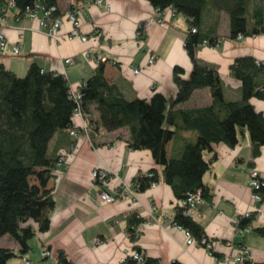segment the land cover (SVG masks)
Here are the masks:
<instances>
[{
  "label": "crops",
  "instance_id": "obj_1",
  "mask_svg": "<svg viewBox=\"0 0 264 264\" xmlns=\"http://www.w3.org/2000/svg\"><path fill=\"white\" fill-rule=\"evenodd\" d=\"M106 1L107 5H96L83 0L78 6L76 27L64 14L71 0H59L61 26L57 39L41 26V13L30 17L9 4L4 28L7 43L0 51V63L20 76L37 63L43 70L64 74L73 88L84 83L103 63L108 80L117 83L129 98L150 99L156 92L174 97L178 91L174 68L182 67L186 76L193 69L185 48L186 16L178 13L167 17L164 25L154 22L147 26L150 18L158 16L149 0ZM219 5H214L212 14L205 18L206 25L218 26V42L213 46L200 45L197 56L218 68L226 97L239 99L242 82L231 75L230 65L244 56L264 62V32L231 37L229 13ZM256 5L260 3L256 1ZM17 45L18 53L14 50ZM150 55L156 57L152 64L148 63ZM68 58L73 62L67 63ZM136 68L140 69L138 73ZM250 101L264 114V98L252 97ZM211 102V91L205 87L195 90L180 106L194 108ZM93 118H97V113H93ZM76 123L81 127L88 121L77 119ZM128 133L127 127L107 131L98 126L78 138L69 131L53 136L51 151L66 154L69 162L50 181L56 201L51 228L33 237L26 253L14 240L8 247L18 255L10 264H27V259L30 264H56L58 249H64L77 264H121L127 254L136 251L127 232L126 216L133 211L148 219L141 224L136 245L158 264H237L236 257L243 246L249 249L253 263L264 264V233L257 230L264 228V192L257 204L250 187L254 168L264 176V146L254 156L250 134L245 130L236 145L220 142L205 151L207 159L216 155L204 176L212 196L199 203L193 217L204 225L211 240V245L205 246L189 242L188 231L173 223L180 200L162 177L146 191L128 190H135L133 179L139 173L152 168L162 170L151 150L128 146ZM194 138L193 132L179 133L168 144L169 155L180 150L187 139ZM95 169L107 173V182L93 176ZM103 191L114 195L115 201L104 203L100 198ZM248 212L254 213L252 221L237 230L238 222ZM46 249L49 256L43 254Z\"/></svg>",
  "mask_w": 264,
  "mask_h": 264
},
{
  "label": "trees",
  "instance_id": "obj_2",
  "mask_svg": "<svg viewBox=\"0 0 264 264\" xmlns=\"http://www.w3.org/2000/svg\"><path fill=\"white\" fill-rule=\"evenodd\" d=\"M10 1L20 14L28 10H50L48 22L61 15L59 0H0V12ZM159 11L172 8L175 15L186 16L188 28L185 48L193 61V69L186 76L182 67H175L173 79L178 91L173 97L156 92L150 98H129L117 83L110 82L105 67L100 63L80 88L82 110L87 115L90 130L98 126L107 131L128 128L126 142L132 149L151 150L161 172L152 168L133 179L136 192L146 191L162 180L170 184L179 200L190 193L201 191L203 199L211 194L204 181L216 155L205 157L215 143L234 146L240 133L250 134L253 155L264 146V114L253 106L252 97L264 98V63L251 56L236 58L230 65V73L242 82L241 97L228 99L225 84L218 68L198 58L200 45H216L218 26L206 25L205 18L212 14L213 6L229 13L230 36L264 32V0H149ZM256 1L260 5H256ZM193 29H196L195 31ZM208 87L212 102L206 106L185 108L180 105L190 99L197 89ZM71 84L64 74L43 70L37 63L31 64L27 73L20 76L0 63V238L11 236L26 253L30 240L51 228V214L56 201L50 181L61 168V153L51 151L53 136L60 131L77 129L73 120L77 108L71 96ZM97 118H93V113ZM183 131L193 132L194 139H187L181 149L169 155L168 144ZM100 181V179H98ZM264 192V191H263ZM254 213L242 217L239 227H246ZM129 240L136 242L141 234V224L148 219L138 211L127 214ZM173 223L185 228L200 244L210 246L211 240L205 227L192 216L177 207ZM258 232L264 233L259 227ZM18 252L0 247V264H10ZM145 256V255H144ZM56 264H77L64 249L56 251ZM124 264H158L145 256L144 263L128 256ZM176 264H180L177 263ZM244 264H255L247 258Z\"/></svg>",
  "mask_w": 264,
  "mask_h": 264
},
{
  "label": "built area",
  "instance_id": "obj_3",
  "mask_svg": "<svg viewBox=\"0 0 264 264\" xmlns=\"http://www.w3.org/2000/svg\"><path fill=\"white\" fill-rule=\"evenodd\" d=\"M83 0H71V4L70 7L65 10V16L68 17L70 20H72L75 24V26L77 27L79 25V20H78V6L82 3ZM87 2H91L94 3L96 5H107L108 2L106 0H86ZM9 4H14V2L10 1ZM55 10V7H53L50 10H44L43 12L40 11V5L36 6V9H31L28 10V14L30 17H36L39 13L42 14V19L40 21L41 26H43L44 28L47 29V32L50 36H52L54 39L58 38V30L61 26V17H57L56 19L52 20L51 22H48V20L46 19L48 15H50L52 13V11ZM158 12V16L157 17H152L150 18L146 25H150L154 22H159L161 24H165L167 17H173L175 16V11L172 8H167L164 11H159L157 9ZM5 23H6V18H5V14L3 13V11L0 12V51H3L6 47V43H7V39L5 36V32H4V28H5ZM194 31L196 29H193ZM83 39H86V36H83ZM15 52H19L20 50V46H15L14 47ZM156 60L155 55H150L148 63L152 64L154 63ZM67 63H72L73 60L71 58H68ZM264 63V62H263ZM140 71L139 68L135 69V72L138 73ZM83 85L80 84L79 86L73 88L71 86V96L72 98L76 101L77 103V108L74 112L73 115V120L75 123V127L80 128L83 130L84 134H88L90 131L89 128V123H84L81 127L77 125V119H83V120H87V115L83 112L82 110V103H81V99H82V94L80 91L81 86ZM71 135L74 138H78L79 136H81V134L78 132V130L73 129L71 131ZM68 159L66 154H61L59 161H58V165L60 167H64L66 165H68ZM59 173V170H58ZM57 173V175H58ZM93 176L96 179H100L102 182H107V173L100 171L98 169H95L93 171ZM250 187L253 191V199L255 200V202L260 203L262 201L263 198V191H264V176L261 175V173L259 172L258 169L254 168L251 171L250 174ZM128 190L133 193L135 190H132L130 188H128ZM100 198L104 203H112L115 201L116 197L112 194H110L107 191H103L100 194ZM203 201V197H202V193L201 191L195 192V193H190L185 199H182L179 201L178 207L183 209L184 214L195 217V213L198 209V205L200 202ZM258 208V205H257ZM251 213L248 212L246 214V216H249ZM237 230L241 231V228L239 226H237ZM189 235V242H196V240L192 237V235L188 232ZM44 256H49L50 255V251L48 249H46L43 252ZM128 256L133 257L134 259L137 260L138 263H144L145 261V256L143 255L142 252L138 251L136 249V251L127 254L121 261V264H124V261L126 260V258ZM249 257V249L245 246H243L240 249V253L238 254V256L236 257L237 259V264H244L245 260ZM27 264H30V260L27 259L26 261ZM172 264H176V262L172 263Z\"/></svg>",
  "mask_w": 264,
  "mask_h": 264
},
{
  "label": "rangeland",
  "instance_id": "obj_4",
  "mask_svg": "<svg viewBox=\"0 0 264 264\" xmlns=\"http://www.w3.org/2000/svg\"><path fill=\"white\" fill-rule=\"evenodd\" d=\"M264 4V1H263ZM182 15V14H180ZM14 242V239L8 235V237L0 238V247H8Z\"/></svg>",
  "mask_w": 264,
  "mask_h": 264
}]
</instances>
